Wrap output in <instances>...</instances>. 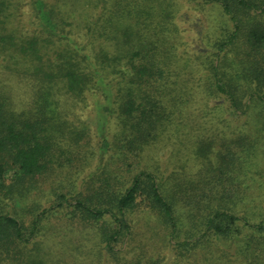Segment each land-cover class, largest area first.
<instances>
[{
  "label": "trees",
  "instance_id": "obj_1",
  "mask_svg": "<svg viewBox=\"0 0 264 264\" xmlns=\"http://www.w3.org/2000/svg\"><path fill=\"white\" fill-rule=\"evenodd\" d=\"M189 1L216 2L233 23L224 37L214 41L219 63L213 58L204 62L210 71L213 96H223L236 114L241 111L250 117L257 109L264 120V26L251 14L264 10V0ZM176 3L0 0L2 263L10 264L11 250L14 257L18 255L39 233L42 220L50 216L48 209L40 213L33 209L36 199L32 194L39 178L62 166L61 156L71 146L70 141L88 135L87 127L67 118L73 106L86 103L92 96L99 114L101 151L112 144L106 128L113 119V149L124 159L139 154L166 126L180 120L183 106L191 102L193 94L176 91L184 86L178 80L182 68L176 65L170 40ZM27 95L31 96L29 102ZM240 140L237 138L233 147L223 145L229 149L224 159L220 154L224 163H239ZM104 174L95 200L60 193L57 204L71 207L72 214L83 219H104L111 250L112 242L128 231L127 214L140 197L154 196L165 214L174 219L158 175L140 170L126 180L113 170ZM238 187L231 195L236 196ZM5 199L17 206L32 199V207L26 210L34 213L31 223L26 225L24 214L5 211ZM206 227L224 239L243 235L245 227L253 236L264 235L263 221L252 223L228 209H216L206 220Z\"/></svg>",
  "mask_w": 264,
  "mask_h": 264
},
{
  "label": "rangeland",
  "instance_id": "obj_2",
  "mask_svg": "<svg viewBox=\"0 0 264 264\" xmlns=\"http://www.w3.org/2000/svg\"><path fill=\"white\" fill-rule=\"evenodd\" d=\"M176 2L170 40L176 65L182 68L178 80L184 83L176 91L193 94L180 120L166 126L139 154L124 159L113 149V119L106 128L112 144L101 151L99 114L92 96L73 106L67 118L87 127L88 135L70 141L61 156L62 166L39 178L32 194L33 209L35 213L48 209L50 216L18 255L14 257L11 250L10 264H264V235L253 236L245 227L243 235L224 239L206 227L216 209H228L252 223L264 222V120L257 109L250 117L241 111L236 114L223 96H213L210 71L204 65L207 58L219 63L214 41L224 37L233 23L216 2ZM251 14L264 26V10ZM14 97L20 99L16 93ZM30 98L27 95L28 102ZM240 137L239 163H224L229 149L223 145L233 147ZM104 170H113L126 180L140 170L158 175L174 219L154 196L140 197L127 214L128 231L112 242L111 250L104 219H83L73 215L71 207L57 204L60 193L95 200ZM235 187L239 189L236 196L231 195ZM5 201V211L24 214L26 225L31 223L34 213L26 210L32 207V199L21 206Z\"/></svg>",
  "mask_w": 264,
  "mask_h": 264
}]
</instances>
